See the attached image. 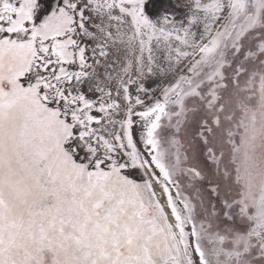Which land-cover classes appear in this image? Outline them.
Returning <instances> with one entry per match:
<instances>
[{
	"label": "snow or ice",
	"instance_id": "snow-or-ice-1",
	"mask_svg": "<svg viewBox=\"0 0 264 264\" xmlns=\"http://www.w3.org/2000/svg\"><path fill=\"white\" fill-rule=\"evenodd\" d=\"M0 264H264V0H0Z\"/></svg>",
	"mask_w": 264,
	"mask_h": 264
}]
</instances>
